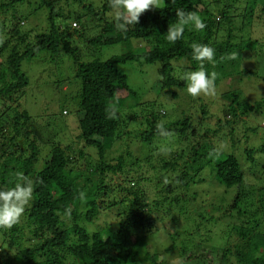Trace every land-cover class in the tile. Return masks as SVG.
<instances>
[{
	"label": "trees",
	"instance_id": "obj_1",
	"mask_svg": "<svg viewBox=\"0 0 264 264\" xmlns=\"http://www.w3.org/2000/svg\"><path fill=\"white\" fill-rule=\"evenodd\" d=\"M240 1H244V9H252L250 14L238 13ZM26 2L33 4L31 0H0V12L6 17L0 19V189L12 187L15 174L23 172L31 179L34 191L19 222L10 229L0 228V264H264V233L259 230L264 218L253 214L257 208L245 210L247 203L242 204L251 197L264 205V179L255 177L262 187L257 189L258 184L253 189L254 182L246 181L245 167L241 168L237 156L222 150L214 152L217 147L210 143L223 126H232L240 116L264 112V92L251 102L240 86L245 76L264 81V36L252 35L254 24L264 30V0H164L162 6L145 10L127 33L118 31L114 14L106 16L112 10L110 0H103L97 11L91 4L76 10L68 0H38V6L32 9L47 8L48 23L33 38L31 30L22 28L25 22L20 25L25 21L24 13L16 8ZM178 10L195 13L205 21L206 28L196 31L188 25L182 40L170 44L166 32L177 20ZM89 19L87 24L95 26L96 31L83 32ZM66 20L69 24H62ZM71 21L75 26L78 22L81 29L72 27ZM237 26L240 33L251 28V38L237 41ZM131 39L145 40L147 48L134 50ZM120 42L128 44L127 51L106 60H84L94 50ZM194 43L216 50L215 64L205 62L204 66L217 73L215 87L220 88L222 101L217 95L191 96L199 104V113L194 111L193 117L184 115L164 124L160 123L164 114L146 106L145 127L128 131L124 128L135 120L134 115L108 118L111 108L135 94L120 64L141 60L157 64L161 88L176 97L173 88L187 92L182 75L199 69V62L191 56ZM247 48L255 49V53ZM63 52L72 57L74 77L81 82L75 110L79 133L75 135L69 130L59 134V123L51 133L54 115L45 121L47 133L40 131L19 105L29 83L21 70L22 61L40 53L46 54V61L54 60ZM249 59L254 60V69L243 67ZM118 88L127 90L124 98L116 96ZM215 121L216 128L211 129ZM159 125L168 131L169 139L174 141L175 134V150H158L157 143L165 140L157 131ZM261 125L264 127V123ZM232 130L229 139L234 144ZM130 133H135L134 142L129 139ZM134 143L140 150L147 147L145 156L135 154ZM43 147L48 153L40 160ZM121 147L123 152H119ZM92 149L97 153L95 160H91ZM114 150L118 154L112 156ZM259 151L264 153V146ZM253 152L250 147L243 149L245 160L251 162L249 168L256 171L259 160ZM207 166L225 188H237L230 204L221 208L214 205L212 212L200 211L201 206L189 193ZM118 206L123 209L115 214L116 229L89 231L84 226L100 211L113 213ZM190 219L191 228L186 231L170 224L178 225L183 220L189 224ZM203 220L212 223L213 229L200 233ZM165 226L168 243L158 251L142 254L152 234ZM218 228L224 230L222 240ZM204 242L207 246H201Z\"/></svg>",
	"mask_w": 264,
	"mask_h": 264
},
{
	"label": "rangeland",
	"instance_id": "obj_2",
	"mask_svg": "<svg viewBox=\"0 0 264 264\" xmlns=\"http://www.w3.org/2000/svg\"><path fill=\"white\" fill-rule=\"evenodd\" d=\"M71 4L73 3L72 7L76 10H82L84 6H87L88 4H91L95 11H97L102 3L103 0H68ZM33 4H30L27 2L23 4L17 5V9L19 12L24 13V19L21 20L20 25L22 26L23 22H25V25H23V29L25 30H31V38H33V35L37 33V31H40L45 28L47 25V15L48 10L47 8H41L40 10L36 11L32 8H36L38 6V0H31ZM164 0H156V6H162ZM253 3H250L251 5ZM245 6L244 1H240L238 3V13L242 11L248 12L250 14L252 12V9L248 8L244 9ZM63 10H67V5H63ZM0 12V19L3 20L6 19L5 14ZM256 13V11H255ZM113 10L106 13V16L113 15ZM216 14V13H215ZM112 17V16H111ZM218 17V16H217ZM216 17V18H217ZM74 21H71V26L75 28H80V24L77 22L76 26L73 25ZM87 22H90V19L85 21L86 25L83 28L84 31H96V27H92L90 24H87ZM8 24V23H7ZM62 24H69V21H63ZM98 25V24H97ZM96 25V26H97ZM255 26V32L252 31V35L261 36V34L264 36V30L262 31V28L254 24ZM93 29V30H92ZM262 31V33H261ZM85 34V33H84ZM234 34L236 36V40H247L251 38V28H247L241 33L238 31V26L234 30ZM130 45L134 50H142L147 48V44L145 40L142 39H131ZM128 44L124 42L115 43L108 46H102L93 52H91V55L89 58L85 57L84 60L87 59H100V60H106L110 58L113 55H118L122 52L127 51ZM80 51L85 50L84 48H79ZM250 50V49H246ZM250 51H253L255 53V49H251ZM250 53V52H247ZM44 53H40L37 56H34L32 58H28L22 61L21 63V70H23L26 75L28 76L29 83L25 89V94L23 98L20 100V109L27 110L28 113L31 115V119L33 120V124L40 129V131L47 133V129L45 128V121L50 118V116L54 117L55 124L53 123L51 133L57 129H61L60 133L68 132L72 135L78 134V120L77 116L75 115V110L78 104V93H80L81 89V82L78 78L74 77L75 71H74V64L72 57L67 53H59L57 57H55L54 60L46 61ZM255 58V57H254ZM251 61H247L243 64L244 68L248 69H254L253 65V59H249ZM181 61H178V63ZM173 63L175 60H173ZM157 64H149L141 61H128L123 64H120L118 67L123 71V73L127 77V82L129 84L130 89L135 93L134 97H126L125 99H122L123 103L120 106H117L116 109L117 115L119 116V119H125L128 118L129 115H134L135 120H131L129 123V126H126L125 130H131V129H141L145 127V116L144 115V107H149L153 112H157L158 114H164L163 118L160 120L161 124H164L166 122H171L173 120H176L180 117H193V112L196 111L199 113V104L198 102H193V98L188 95V93L180 88H173L175 91H177V96L173 97V94L171 92H168V89H163L160 86L159 81H157L158 73H157ZM258 66V65H257ZM175 69V68H174ZM244 77V76H242ZM242 82L240 83V86L243 90V94L250 99L251 102L258 99L262 92H264V81L258 82V80L251 76L248 79L242 78ZM260 84V85H258ZM221 87L226 88L225 84H221ZM220 89V88H219ZM216 88V93L220 99V90ZM127 95V90L122 88L117 89L116 96L121 98H124ZM120 101V100H119ZM118 100L115 103L119 102ZM222 101V99H221ZM66 110V114H62V110ZM210 109H212L211 112H214V108L211 106ZM183 112H185L183 114ZM12 112H10L11 114ZM160 114V115H161ZM213 118V117H212ZM211 118V119H212ZM198 120V118H196ZM196 119L194 121H196ZM227 119H230L227 117ZM213 121V120H212ZM59 123V128L54 129V125H57ZM264 123V112L260 114H249L247 118L245 116H240L236 121L232 124V126H223L220 131L211 137V144L216 146L217 148H220L222 145L223 147L220 149L226 153H233L237 156L239 159V163L241 168L245 167V175L248 177L246 178V181L248 184H251V182H254L252 188L255 189L256 185L259 184V181H255V177L264 179V153H261L259 151L260 147L264 146V127L261 125ZM68 127L67 130L65 127ZM233 128L234 133V144H231L232 142L229 139V130ZM211 129L216 128V121L211 123ZM253 128V130H251ZM54 129V130H53ZM66 133V134H69ZM135 133H130L129 139H131V142H134ZM71 136V135H70ZM174 141L172 139H169L168 136H164L165 140H162L161 142L157 143L159 146V151H167V150H175L176 149V139L175 134H173ZM70 138V137H68ZM132 146V145H131ZM76 147V146H74ZM125 147V146H123ZM121 147L119 152H123L124 148ZM251 148L254 150L253 155L257 156L254 157L255 159H258V163L256 166H254V170L252 171L249 166L251 165L250 160H245L243 149ZM134 152L136 155H142L145 156L147 153V147H142L140 150L139 144L134 143L132 146ZM114 149V148H112ZM109 149V150H112ZM113 151V150H112ZM48 153V150L46 147H43V150L41 152L40 160L43 159L46 154ZM91 153L93 154L91 157V160H94L97 158L96 151L91 150ZM109 153V152H108ZM118 152L114 150L113 155H117ZM156 154V153H155ZM109 158V156H107ZM90 160V159H89ZM90 160V161H91ZM81 164L79 163L78 166ZM263 166V168H262ZM183 168V166H181ZM82 169H85L84 166H82ZM214 174L211 173L210 168L207 166L205 169L199 173L200 179H195L197 185L189 191L190 197H195L196 204H199L201 210H206L208 212H212L213 206L220 207L225 206L226 204H230L234 192H236L237 188L231 187V188H225L223 185H221L213 176ZM85 185L89 186V183H85ZM262 184H259L257 189L261 188ZM256 189V190H257ZM250 193V192H249ZM254 194H257L254 193ZM256 196V195H255ZM246 204L244 207L245 210H254L255 216H260L264 218V205L262 202L254 201L251 197H247L242 201V204ZM247 205L249 207H247ZM244 206V205H243ZM123 207L118 206L113 210V213L108 211H100L99 214H97L94 219L92 220V223H86L84 222V226L87 227V230H97V229H104V230H114L116 229V225L118 222V219L115 217V214H117L118 210H122ZM220 210V209H219ZM218 210V211H219ZM205 215V212H204ZM206 216V215H205ZM228 216V215H227ZM232 221H238L237 218L230 217ZM192 219V218H191ZM191 219L189 221V224L186 223V221L179 222L178 225L172 224V226L179 231L183 230H189L191 228L190 223ZM201 222V221H200ZM159 226H161L160 222L158 221ZM203 225V226H202ZM212 226H214L210 222H206L203 220L201 222V232L212 230ZM219 223L215 225V227H218ZM190 227V228H189ZM161 228V227H160ZM158 227V229H160ZM224 228V227H223ZM223 228H218L217 231L223 234ZM260 232L264 233V219L261 221L259 225ZM216 231V232H217ZM166 233H168V230L166 226L163 229H160L159 231L156 230L154 234H152L148 246L143 248L142 254L146 250H150L152 252L158 251V249H161V247L168 243L170 240V236H168ZM169 234V233H168ZM224 234L219 237L220 240L224 238ZM226 239H229V237H226ZM201 246H207L206 242L202 243ZM212 256H209L208 258L211 259ZM169 259L176 260L177 257L175 256H169ZM208 258L206 260L208 261ZM173 261V260H172ZM187 263H190L189 261H185ZM195 264H198V261H193ZM183 263V261H182Z\"/></svg>",
	"mask_w": 264,
	"mask_h": 264
},
{
	"label": "clouds",
	"instance_id": "obj_3",
	"mask_svg": "<svg viewBox=\"0 0 264 264\" xmlns=\"http://www.w3.org/2000/svg\"><path fill=\"white\" fill-rule=\"evenodd\" d=\"M113 10V19L116 28L121 33H127L131 25H136L140 16L149 8H157L156 0H110ZM177 20L168 27L166 39L170 44L182 40L185 28L191 25L196 31L206 28L205 21L193 12L178 10ZM191 56L194 61L199 62V69L185 72L182 80L186 82L187 93L192 97L201 95L214 96L216 93V72L205 69V62L215 64L216 50L202 43H194L191 46ZM234 58V57H233ZM117 109L111 108L108 113L109 119H119ZM157 131L162 136H167L168 131L163 125H159ZM223 146L214 150L218 152ZM33 183L23 172H17L13 186L0 189V228L10 229L17 224L24 215L26 206L33 198ZM84 195L83 193L81 194Z\"/></svg>",
	"mask_w": 264,
	"mask_h": 264
}]
</instances>
